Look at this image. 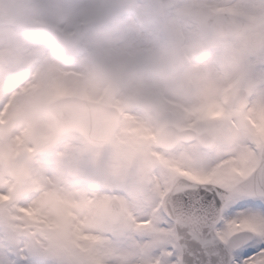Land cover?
Instances as JSON below:
<instances>
[{"label":"clouds","instance_id":"1","mask_svg":"<svg viewBox=\"0 0 264 264\" xmlns=\"http://www.w3.org/2000/svg\"><path fill=\"white\" fill-rule=\"evenodd\" d=\"M235 7L245 11L229 15L208 0H0V49H7L0 55V96L20 93L18 115L6 132L0 125V143L26 131L36 145L31 155L7 165L0 160V172L23 166L31 174L25 186H40L19 195L18 207L0 201V251H22L23 264H115L106 248L118 240L77 241L76 228L123 234L127 217L110 197L146 209L153 151L172 144L167 155L190 153L211 167L250 146L246 131L219 122L183 128L264 55V0ZM31 18L66 29L85 23L72 40H52L24 23ZM42 35L48 42L30 55ZM29 83L42 87L23 92ZM146 129L155 140L143 135ZM29 209L48 222L33 219Z\"/></svg>","mask_w":264,"mask_h":264},{"label":"snow or ice","instance_id":"2","mask_svg":"<svg viewBox=\"0 0 264 264\" xmlns=\"http://www.w3.org/2000/svg\"><path fill=\"white\" fill-rule=\"evenodd\" d=\"M224 110L229 129L246 131L250 146L211 167L190 153L174 158L166 187L157 189L164 206L147 221L168 230L157 233L160 264H264V139L254 127L264 120V98ZM257 172L260 179H250Z\"/></svg>","mask_w":264,"mask_h":264},{"label":"bare ground","instance_id":"3","mask_svg":"<svg viewBox=\"0 0 264 264\" xmlns=\"http://www.w3.org/2000/svg\"><path fill=\"white\" fill-rule=\"evenodd\" d=\"M49 2L55 3V0H49ZM208 2L215 3L216 10L222 9L238 13L244 12L245 10L243 8H236V5L260 4L262 0H208ZM28 21L39 22L50 29H57V36L60 37V39L55 40H69V34L72 31H75L77 33L78 26L85 23L84 20H79L72 28L66 29L45 18H31L28 19ZM3 39V35L0 34V42H2ZM40 40L42 41V43H34L33 50L36 53L35 55L39 54L43 50V46L48 42L49 37H40ZM6 51L7 49H0V54H4ZM253 64L255 65V77L257 78L258 82H260L261 72L259 66L261 64H264V55L258 53V56L255 58ZM41 87L42 85L39 83H29L22 91L29 92ZM60 91L63 93L64 90L60 89ZM19 94L20 93L12 94L7 96L6 98L0 96V122L6 125V128L4 130L5 132L7 131L10 122L18 115V109L15 107V102L17 99V95ZM261 98L264 97L260 95V89L258 86L255 90V95L253 96L249 107L257 103ZM216 99H218V96L205 103L200 108L197 118L189 120L187 124L183 126H192L196 128L199 122L206 121L208 117L206 116L207 114L205 113V110H210L214 105L216 106ZM128 118L131 120H135L134 116H129ZM257 125L262 131H264V120H261L259 123H257ZM154 134L155 133L150 129H146L143 133L146 138L150 139L153 138ZM34 145V143L30 142L28 133L26 131L16 134L15 136H13L11 144H9L7 141L0 143V160H2L5 165H7L8 162L15 161L17 152L21 153L22 150L24 154H27ZM153 153L155 155L157 163L155 164L149 177L152 183L153 191V199L146 205L149 210H141L140 208L133 209L128 206L126 201L121 200L119 197H116L121 201V204L123 205V214L127 217V220L133 218V221L128 223V227L125 229L123 234L117 237H114L111 234H108L107 236H100L99 233L87 232L79 227V232L76 235L77 241L82 240L93 245H105L113 240H118V243L111 244L106 248V258L114 261L115 264H160V256L154 255V249L158 247L160 243V239L157 236V233L161 231L167 232L168 230L160 229L157 226V228L154 229L155 231H158L157 233L148 231L147 228L152 223H147V221L152 220L153 214L159 212L157 203L160 195L158 198V194L156 192L157 189H163L166 186L167 177L164 173L166 172V168H171L174 166V158L167 155V152L163 150L153 151ZM13 168L14 167H12L11 169L5 168L4 172H0V185H3L6 189L4 191H0V201L2 200V196H8L12 192L11 184L13 181ZM30 175V172H28V177ZM28 183H31V181L24 182L23 188L29 189L28 192L30 194L32 191L39 190L40 186L38 185L33 187H26L25 185ZM55 195L58 198L63 199V197L59 193H55ZM155 198L157 199L154 203ZM155 205H157L158 208H156ZM28 214L37 221L45 220V218L42 217L36 209H29ZM142 221L143 223H141ZM45 222L48 221L45 220ZM163 254H167V249L163 250ZM15 259H27V257L23 254L22 251L19 253V255L0 251V264H12Z\"/></svg>","mask_w":264,"mask_h":264},{"label":"rangeland","instance_id":"4","mask_svg":"<svg viewBox=\"0 0 264 264\" xmlns=\"http://www.w3.org/2000/svg\"><path fill=\"white\" fill-rule=\"evenodd\" d=\"M20 2L21 3H29V2H32V0H20ZM217 11L232 12V11L222 10V9L217 10ZM232 13H235V12H232ZM24 23L36 33L50 34V38L52 40L60 39V37L57 36V34H58L57 29H52V28L50 29V28L46 27L45 25H43L39 22H30V21L26 20V21H24ZM46 36L49 37V35H42L41 37H46ZM69 36H70L69 40H72L76 36V32L72 31L69 34ZM29 54L30 55L36 54L35 51L33 50V47L29 50ZM0 55H2V54H0ZM257 56H258V54L256 55V57ZM236 86L237 87H243L248 91L249 96L247 99L246 107H249L251 100H252L253 96L255 95V90L259 86V82H258L257 78L255 77V65L254 64H252L250 66L249 72L247 73V75L244 78H237L236 80H234L232 82L231 85H229L227 87V89L225 88L222 91V93L220 95H218V99H216V106L214 105L213 108L210 110H208V109L205 110V113L207 114V115L206 114L205 115L208 117V119L206 120L207 122H219L225 126V130L229 129V126H227L226 120H225L226 113L224 110V106L229 104L232 101L233 94H234V88ZM1 87H3L2 83H0V88ZM2 125L4 126V130H5L6 125H4V124H2ZM184 127H189V128L195 129L192 126H183V128ZM155 138H156V134H154L152 139L155 140ZM35 151H36V145H34L32 147V149L30 151H28L27 154H24V152L21 150V153L17 152V156H16L15 161L18 160L21 156L31 155ZM169 151L170 150H168V151L166 150L165 152H169ZM151 155H152V159H153V164H152V170H153L155 164L157 163V160H156L153 152ZM169 168L170 167L166 168L167 175H168ZM28 172L29 171L26 168H24L23 166H20V165L14 166V168H13V181L11 184L12 192L8 196L4 195L1 197V199H2L1 201H3L5 205L11 204L13 208L18 207V205L13 203V201L21 194L25 197L30 195V193L28 192L29 189L23 188L24 182L29 181L28 180ZM138 175H139V172H138ZM167 175H166V177H167ZM110 198H112V197H110ZM158 198H159V195H158ZM156 199L157 198L154 199V203L156 202ZM119 202H120L121 212L123 213V205L121 204L120 200H119ZM155 207L158 208L157 205H155ZM159 209H160V207H159ZM131 221H133V218L128 220V223H130ZM157 226L158 225H156L153 222L151 225L148 226L147 230L157 233L158 231L154 230L155 228H157ZM161 232H164V231H161Z\"/></svg>","mask_w":264,"mask_h":264},{"label":"water","instance_id":"5","mask_svg":"<svg viewBox=\"0 0 264 264\" xmlns=\"http://www.w3.org/2000/svg\"><path fill=\"white\" fill-rule=\"evenodd\" d=\"M226 14L231 15L230 13H226ZM243 96H244L243 91H238V92L236 93V96H235L234 101H236L239 105L242 106ZM185 130H187V129H185ZM161 147L164 148V149H169V148H172L173 145H172V144H167V145H161ZM250 179H254V180H255V179H260L259 172L255 173V174L253 175V177H250ZM112 199H113V200H116V199H114V198H112ZM165 199H166V197H164V200H165ZM164 200H163V206H164Z\"/></svg>","mask_w":264,"mask_h":264}]
</instances>
